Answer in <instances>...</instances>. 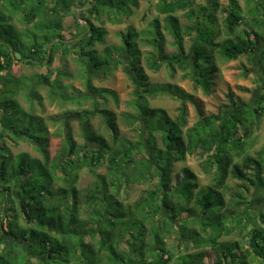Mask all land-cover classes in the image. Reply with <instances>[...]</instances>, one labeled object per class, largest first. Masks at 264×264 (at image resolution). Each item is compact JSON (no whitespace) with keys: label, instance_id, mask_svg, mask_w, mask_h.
Wrapping results in <instances>:
<instances>
[{"label":"trees","instance_id":"16d2710c","mask_svg":"<svg viewBox=\"0 0 264 264\" xmlns=\"http://www.w3.org/2000/svg\"><path fill=\"white\" fill-rule=\"evenodd\" d=\"M260 2L264 13V0ZM139 4V0H130L129 3L119 0L118 6L130 11V14H124L118 6L117 10L112 6L113 13H107L102 9L105 0H0V21L3 26L9 25V28L13 27L19 32L26 29L31 31L41 24V34H55L43 45L33 44L24 53L7 49V42L0 39V99L8 96L5 93L10 85H13L14 91L9 100H4L7 102L3 105L0 103V122H5L2 130L12 138L31 140L42 157L40 160L28 153L13 155L0 131V218L4 216L0 228L2 235L9 237L7 241L0 237V264H169L174 252L168 247L167 239L173 236L181 245L187 240V250L198 249L196 253L187 252L186 256H180L177 264H209L205 261L207 248H213L219 254L216 264H250L247 255L240 256L238 242H219L223 235H230L237 227L248 230V252H252L264 264V211L241 215L238 210L245 205L264 204V193L249 197L241 187L231 202L233 210L226 208L222 193L229 178L256 185L255 174L262 172L263 158L243 155L240 163L236 159L244 153L254 127L264 117V84L259 96L249 103L235 100L230 95L232 105L229 111L221 110L218 114L206 116L196 107L198 121L187 128V103L197 106L194 95L171 83H147L148 76L139 67L141 54L137 49L138 33L134 28L129 27L124 33L122 47H106L104 56H97L95 45L105 44L107 37L102 17L122 22L124 17L133 14V7ZM192 5V0H159L157 10L167 16V27L177 53H164V33L160 21L155 19L152 24L156 25V31H151V35H148L151 39H146V43L153 48L149 65L152 70H159L164 64L171 69L178 66L186 72L185 78H190L195 87L209 95L213 76L218 71L213 61L216 48H220V55L226 61H235L242 55L251 61L257 46L264 43V32L259 31L261 25L254 28L248 24L235 4L225 10L228 14L224 23L228 38L221 43H215L219 34L215 31V16L200 19L190 27L198 32L192 47L194 67L190 72L184 42V34H189V31L181 28L175 13ZM217 6L213 4L211 12H215ZM74 9L81 11L80 17ZM67 16L74 18L76 26L80 27L79 19L90 26V31L85 25L77 33V36H82L86 32L84 38H89L86 46L77 49V56H82L78 58L84 64L89 60L95 68L111 66L119 59V63L124 60V53L130 55L133 48L137 49L138 55L133 62L128 57L137 78V94L131 102L135 113H127V118L148 129L149 155L142 153L144 147L140 140L134 143L121 139L116 114L101 108L110 99L118 102V95L111 89L95 87L88 70L85 71V90L72 95L63 89L67 86L63 77L70 76L63 68L57 67L54 72L49 70L53 79L48 74H39L44 81L34 84L23 85L20 80L23 76L13 74L16 62L28 65L42 63L50 67L58 49H63L64 55L72 53L63 35ZM14 19H19L25 29H18L12 23ZM92 19L100 24L94 25ZM206 22L212 28L206 27ZM242 22L250 30H243L240 36L231 38ZM35 35L31 33L34 38ZM55 39L59 40L51 47ZM113 48L121 49L119 57L112 53ZM86 51L89 56H86ZM261 55L264 60V50ZM12 78L15 80L13 84L8 81ZM41 85L50 86L53 94L57 88H62L60 93H63L64 101L77 105L92 102L91 111L70 112L58 117L65 124L64 150L55 157L51 155L48 126L33 114L32 108L26 111L14 96L16 92L26 90L27 98L36 101L38 94L33 88ZM159 94L172 96L182 103L177 117L172 118L165 109L149 105L148 98ZM12 108L14 112L10 114ZM98 115L104 120L110 141L93 127L91 121ZM71 117L81 119L83 143L75 141L70 124L65 122ZM24 119H29V123L24 125ZM158 133L161 134V148L157 145ZM189 155H197L204 171L207 174L213 172L215 176L212 186L203 187L197 193L198 177L191 168L185 167L177 175L174 173L176 164L184 163ZM103 158L107 162V172L97 173L96 168L102 164ZM85 168L95 182L82 193L78 189L79 172ZM249 171L255 174L252 176ZM154 179V188L146 190L133 206L124 205L120 196L125 186ZM192 203L200 210L190 207ZM6 205L9 206L7 216L3 214ZM83 213L87 214L88 219L83 217ZM232 219L234 225H229L228 221ZM182 220L184 223L178 227L175 222ZM87 236L90 237L89 241L86 240ZM220 253L223 255L220 256Z\"/></svg>","mask_w":264,"mask_h":264},{"label":"rangeland","instance_id":"374dc122","mask_svg":"<svg viewBox=\"0 0 264 264\" xmlns=\"http://www.w3.org/2000/svg\"><path fill=\"white\" fill-rule=\"evenodd\" d=\"M192 0L193 5L190 8L184 10H178L175 13V16L179 19L181 28L183 30L187 29L189 34H184V42L186 52L189 55L188 61L190 64L189 71L191 72L194 67V61L191 58L193 52V44L194 40L197 39L198 32L196 28L193 30L190 27H193V24L200 19H207L209 15L215 16L217 21V25L215 26V31L219 32L217 34V38L215 39V43H221L226 38H228V34L226 33L225 28V20L228 14L225 10L230 8V5L235 4L238 6L239 13L244 17V20L247 21L248 24L252 25L254 28H258L260 26L259 31L264 32V13L261 11L262 6L259 5L261 0ZM125 2H130V0H125ZM140 4L138 7H133V14L130 15L128 18H123L122 22L115 18H106L105 16L102 17L104 22V27L107 30V37L105 44H97L95 45V49L97 51V56H104L103 51L106 47L110 46H123V35L127 31L129 27L134 28L138 33V40H137V49L140 51L141 58L139 62V67L143 70V72L148 76L147 83L149 85H160L171 83L174 85L180 86L184 91L194 95L197 106H194L190 103H187L188 108V126L187 128L193 126L198 121V113L197 108H200V111L208 116L212 114H218L221 110L229 111L230 106L232 105V98L230 95L234 96L235 100L249 103L251 100H254L259 96L261 93L262 83L264 84V60H262V51L264 50V43L259 44L257 46V50L255 51L253 58L251 61L248 60L246 55L240 56L235 61H226L220 55V48L217 47L216 50L213 52V61L217 66V73L214 74L211 86V93L209 95H205L204 92L200 89L195 87L193 81L190 78H185L186 72L175 66L171 69L168 64H164L159 70H152L150 68V59H151V51L153 48L146 43V39H151L150 32L156 31V25L152 24V21L158 19L161 25V31L164 33V53L166 54H176L177 50L174 45V40L172 35L170 34L166 15H162L157 10V3L159 0H139ZM261 3V2H260ZM115 4V5H113ZM213 4H217V10L215 12H211V6ZM119 5V0H105V5H103L102 9L105 10L107 13H113L112 10H117V6ZM112 6L114 8H112ZM122 6V5H120ZM119 7V6H118ZM252 14L250 13L252 8ZM120 12L124 14H130V11H125L123 7H119ZM207 8V10H205ZM77 11L80 17V10L74 9ZM193 12L194 14H191ZM192 15L193 18L191 19L190 16ZM1 16H3L1 14ZM78 16V15H77ZM111 16V15H110ZM113 17V16H112ZM256 22V23H254ZM18 29L23 30L25 28L19 23V19L12 20ZM92 23L94 25H99L100 23L92 19ZM79 26H76L75 20L72 16H67L64 20V30L63 35L65 36V40L69 44V48L72 50V53L69 55H64L63 49L57 50V55L54 59L52 66L47 67L45 64L42 63L38 64H25V62H16L13 68V74L16 77H22L20 80L22 84H34L43 82V76L39 74H49V70L53 72L56 70L57 67L63 68L67 71L70 76L68 78L63 77V82L65 85L63 89L68 91V95H72V93H76V91L83 92L85 90V71L88 70L89 73L92 75L94 79V86L97 88H108L115 91L118 95V102L113 99L108 100L105 104L101 105L103 109H109L116 114L117 122L120 130L121 139L123 141H132L136 143L138 140L141 141L142 146L144 147L142 153L144 155H149L148 149V139H149V132L148 129L142 125L141 123H135L131 120H128L127 113H135L133 107L131 106V102L136 96V74L133 72L130 64L129 59L131 62L135 60L137 57V49L133 48V52L130 55L123 54L124 60L120 63V59L111 66H102L99 68H95L94 64L91 61H87V64H84L81 59L78 57H82L78 55L77 49L80 47L86 46V42L89 38L85 39L84 36H77V33L83 29L85 24L88 22L79 19ZM89 25V24H88ZM206 27H210V25L205 23ZM43 26L39 24L36 27H33L30 30L26 29L23 31H19L12 28H9V25L3 26V22L0 21V39L6 41V48L11 50L14 49L16 53L23 51V53L29 49L30 46L34 45H43L47 41V39H52L54 37V32H46L40 33ZM262 28V29H261ZM243 30H250V28L242 22L240 26L236 28L235 36H231L234 38L236 36H240ZM142 34L140 35V33ZM31 33H36V38L31 36ZM40 33V34H39ZM148 36V38H146ZM81 37L80 39H77ZM59 39L52 40L51 47L55 44ZM20 47V48H19ZM20 49V51L18 50ZM77 52V53H76ZM121 49L113 48L112 53L116 54L118 57L121 53ZM12 54V52H11ZM21 54V53H20ZM86 56L89 54L86 51ZM160 59V58H157ZM37 74V75H36ZM51 79H53V76ZM9 83L13 84L15 80L9 79ZM59 87V86H56ZM13 89V85H10V88L7 89L8 92L5 93L8 96L6 98L1 97V104L7 102L4 100H9ZM56 89V88H55ZM62 88H57L55 93L53 94V89L48 85H41L35 89L33 88L34 92L38 94V99L36 101H31L27 98V91H23L17 94H14L15 98L19 101L20 105L26 109V111L31 110L35 116L40 117L44 123L48 126L50 131V150L52 157H55L59 153L64 150L63 146V135L65 124L64 121L60 120L58 117H62L63 115L70 113V112H83L85 110L91 111L92 110V102L86 101L82 102L80 105L73 104L71 102L64 101L62 99L63 93L61 92ZM2 87L0 84V95H2ZM65 92V91H64ZM149 105L153 108H161L165 109L168 114L175 118L180 113L179 109L182 106V103L173 98L172 96L159 94L153 97L148 98ZM103 100H101L102 102ZM5 105V104H4ZM7 106V105H5ZM9 107V106H8ZM197 107V108H196ZM7 108V107H5ZM12 114L14 112V108L10 111ZM10 116V115H9ZM51 117H54L58 120H54ZM10 120V117H8ZM28 120H23L24 125L25 123H29ZM11 122V120H10ZM67 124H70L72 129V134L74 139L77 143H83V138L81 135V119L79 118H70L67 121ZM92 124L94 129L106 137L109 141L111 137L108 134V131L105 127L104 120L101 116H96L92 119ZM12 123V122H11ZM2 125H5V122H0V131L2 130ZM40 126L38 130H40ZM4 140L6 141V147L13 153V155H17L20 153H28L32 158L42 159L40 153L37 151L36 146L33 144L31 140L27 139H17L12 138L9 133L3 132ZM157 145L159 148L162 147L161 142V134L158 133L156 135ZM262 154L260 155V153ZM243 155H250L257 159L263 158L264 159V117L260 119L257 126L253 129V134L248 141V144L245 146L244 153H241L239 158L236 159L239 163L241 162V158ZM262 172L255 174L254 171H249V173L253 176L254 174L257 176L255 177L256 185H247L246 183H242L240 181H236L233 178H229L224 188H222V193L225 198L226 208L231 207V202L235 199L236 193L239 192V189L246 191L249 197L254 196L257 193H264V160L262 161ZM191 168V170L197 175L198 177V188L195 190V193L199 192L200 189L207 186H212L215 183V176L213 172L207 174L203 166L201 165V160L198 158L197 155H189L187 160L184 163H178L175 166L174 173L175 175L179 174L183 168ZM107 162L106 159H102V164L96 168L97 173L105 174L107 172ZM80 179L78 182V189L85 193L88 188H90L94 182L95 178L90 174L87 168L81 170L79 172ZM260 177V178H258ZM154 180H149L146 183H136V184H129L131 186H125L121 191L120 199L124 203V205L133 206L134 203L138 199H140L146 190L154 188L156 185ZM190 207H195L198 211L200 210L199 207L195 206V203H192ZM233 210L234 208L231 207ZM240 214L242 215H249L253 213H259L264 211V204H254V205H245L241 209H238ZM4 215L7 216L9 213V206L6 205L3 211ZM239 214V215H240ZM88 216L86 213H83V217ZM186 217V214H184ZM2 219V220H1ZM185 219V218H184ZM231 219V218H230ZM22 220V219H21ZM4 221V216L0 218V223ZM22 222H24L22 220ZM180 223H184V220L181 222H175V224L180 227ZM229 225H234V219L228 221ZM5 229V228H4ZM248 230L241 229L237 227V229L232 232L230 235L225 236L223 235L219 242H238L240 244V256L247 255V261L250 264H263L258 258H256L252 252H248L249 245H248ZM0 237L3 240L7 241L9 237L2 235V229L0 228ZM86 240L89 241L90 237L87 236ZM94 243V242H93ZM168 247L174 252V258L169 262V264H177L179 261V257L183 254L185 255L188 253H196L198 249L195 248H188L187 240L180 244V241H177L176 236L172 238L168 237L167 239ZM123 245V244H122ZM2 251L0 246V252ZM206 262L209 264H216V260L219 257V254L213 248L206 249ZM187 255V254H186ZM185 255V256H186ZM223 254L220 253V256ZM88 257H90L88 255ZM167 257V256H166ZM226 263H230L227 261ZM86 264V263H85Z\"/></svg>","mask_w":264,"mask_h":264},{"label":"water","instance_id":"95a60500","mask_svg":"<svg viewBox=\"0 0 264 264\" xmlns=\"http://www.w3.org/2000/svg\"><path fill=\"white\" fill-rule=\"evenodd\" d=\"M79 16V14H77ZM86 27H87V31H90V26L88 24H85ZM81 37L77 38V39H80Z\"/></svg>","mask_w":264,"mask_h":264},{"label":"flooded vegetation","instance_id":"af4514ba","mask_svg":"<svg viewBox=\"0 0 264 264\" xmlns=\"http://www.w3.org/2000/svg\"><path fill=\"white\" fill-rule=\"evenodd\" d=\"M84 34H86V32H85V33H83V34H82V36H84ZM84 37H85V36H84Z\"/></svg>","mask_w":264,"mask_h":264}]
</instances>
